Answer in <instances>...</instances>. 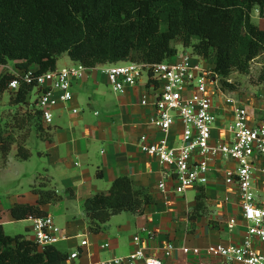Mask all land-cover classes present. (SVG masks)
<instances>
[{"label":"trees","instance_id":"trees-1","mask_svg":"<svg viewBox=\"0 0 264 264\" xmlns=\"http://www.w3.org/2000/svg\"><path fill=\"white\" fill-rule=\"evenodd\" d=\"M255 9L264 20V0H0V65L14 62L17 69L40 74L55 70L64 54L87 68L120 61L153 64L173 58L177 49L172 42L177 40L203 57L225 86L233 87L228 76L233 71L246 73L264 52V27L252 20ZM12 78V73L0 74V95ZM32 90L33 85H21L11 91V104L32 107L14 115L12 125L28 127L49 140L40 110L29 102ZM30 132L14 141L0 129L4 162L15 142L18 159L31 157ZM46 181L33 185L34 203L15 202L9 208L11 220L48 215L44 207L59 196ZM206 189L198 188L195 217L205 210ZM153 199L151 193L136 190L131 178L120 176L106 192L88 197L83 211L92 231L100 233L113 215H143ZM67 257L55 245L40 248L24 235H8L0 224V264H64Z\"/></svg>","mask_w":264,"mask_h":264},{"label":"built area","instance_id":"built-area-1","mask_svg":"<svg viewBox=\"0 0 264 264\" xmlns=\"http://www.w3.org/2000/svg\"><path fill=\"white\" fill-rule=\"evenodd\" d=\"M88 71L104 75L111 90L119 95L136 85L144 86L139 103L152 110L149 126L154 133L140 135L137 146L161 166L157 190L164 202L190 188L221 180L234 195L235 214L227 225L230 231L239 227L238 241H219L204 248L177 247L169 242L163 256L181 252L207 255L216 264H264V108L255 110L230 97L223 78L191 49L153 64L120 61L87 68L72 62L40 74L34 69H14L8 90L33 85L42 122L51 125L58 109L79 113L78 107H70L74 99L72 83L84 79ZM226 81L230 83L228 78ZM224 200L227 204L228 197ZM28 220L32 239L40 248L70 238L49 214L30 216ZM78 237L82 238L80 248L66 259L73 264H165L143 246L156 240L155 231L148 227L133 236L137 245L134 251L97 260L89 257L83 261L89 256L86 247L90 243L86 235ZM100 248L106 250L110 243L103 242Z\"/></svg>","mask_w":264,"mask_h":264},{"label":"rangeland","instance_id":"rangeland-1","mask_svg":"<svg viewBox=\"0 0 264 264\" xmlns=\"http://www.w3.org/2000/svg\"><path fill=\"white\" fill-rule=\"evenodd\" d=\"M252 20L259 27H264V20L259 16L256 9L252 11ZM172 44L179 53L184 50H190L182 46L177 40L173 41ZM59 61L60 66H62L69 64L71 59L64 54L59 58ZM14 69H16L14 62L0 65V74L12 73ZM228 80L233 85V87H228L229 91L226 92L230 97L242 101L252 109L254 107L255 110H257V108H264V52H261L258 57L251 61L249 70L246 73L233 71L228 76ZM78 93V102L82 109L84 108L86 111L89 110L87 103H90V122L97 121L104 113H107L106 111L108 108L102 106V97H107L109 101L118 96L111 90L110 85L104 83V81L100 82L97 89L91 85H85V88L80 86ZM13 94V92L7 89L0 95V129L6 135H10L14 141H17L30 131L28 127L22 129L14 127L12 125L14 120L13 116L16 114H24L27 110H31L32 107L27 104H11L10 96ZM36 100L37 94L35 91H32L29 97L30 104L33 105ZM114 102L116 103L115 100ZM94 109H99L102 113L101 117H93L92 113ZM66 114L67 112H64V115ZM58 115L59 111H54V120H57ZM27 147L31 152V157L28 160H20L16 157V142L13 144L6 162H4V159L0 155V204L3 207H8L9 203L15 200L30 198L36 200V196L32 192L33 185L36 187L39 186L46 181V173H52L51 175L56 177L55 181H51V183H49L50 181L46 182L49 188L55 189L56 192L58 191V200L48 207L49 213L53 216L55 223L67 233H70V224L74 223L76 224L75 226H78L79 233H86L88 239H93L95 233L90 227L79 199L75 196L73 197L74 194H71L68 189L66 190L67 194L63 192L66 189V179L79 175L76 173H79L81 169L88 168L92 170L94 174L96 173L94 164L96 158H100L101 156L99 153L100 148L96 147L94 144L87 155L80 154L79 158H76L79 164L78 166H73L71 163L67 164L69 167H66L68 170L65 169L66 172L72 171L74 174H60L64 165H53L50 163V157L44 152L46 145L38 138L35 131L30 132ZM41 152L45 154L40 156ZM206 188V198L204 199L206 207L200 215L195 217L193 213L194 202L198 194V188L193 187L182 195L170 198L167 202H164L160 208H154L152 205H149V214L147 212L145 216L133 214L129 211H123L113 215L110 220L102 226L100 239L103 238V234H105V237L99 242L103 243L107 241L111 246L112 244L118 246L116 252L117 256L126 255L129 253L130 240L134 235L140 234L137 229L139 225H150L158 234H163L166 230L172 232L175 229L176 233H173V237H171V233H169L164 243L155 244V241L148 243L149 254L156 257H161L163 255V248L169 242L174 243L177 247L189 246L204 248L211 243L219 241H238L241 235L239 227L230 231L227 225L228 219L231 215L235 214L233 210V205L235 204L234 195L230 194L227 189L225 190L222 180L212 183L206 186ZM108 189L109 188H105V190L101 191H107ZM225 197H228L227 204L224 200ZM157 202L159 203V201ZM153 203H155L154 199ZM30 226L31 222L29 220H18L5 225V232L11 236L21 234L28 239H32L33 233L30 230ZM83 228H85L86 231H83ZM156 232L157 239L158 236ZM81 239L82 238H78V240ZM73 240L74 239L71 241ZM71 241H60L56 244V247L62 252H69ZM181 255H183V257ZM101 256L100 258H107L110 255ZM177 256L182 257L179 264H216V262L207 255L192 256L177 252L166 258H174Z\"/></svg>","mask_w":264,"mask_h":264},{"label":"crops","instance_id":"crops-1","mask_svg":"<svg viewBox=\"0 0 264 264\" xmlns=\"http://www.w3.org/2000/svg\"><path fill=\"white\" fill-rule=\"evenodd\" d=\"M71 62L69 64H71ZM59 63L60 61L58 60L57 68L68 65L65 64L60 66ZM102 81L108 84L107 78L104 75L97 71H88L84 79L74 81L72 83L74 99L71 102L70 107H78L79 113L73 114L71 110L63 108L57 110L59 111V115L57 120H54L55 123L53 122L51 125L46 126L50 134V139L47 140L38 137L46 145L44 152L50 157L51 164L64 165L60 174H74L72 171L68 173L66 172V167H69L67 164L71 163L73 166H78L79 164L77 163L76 158L78 159L80 154L87 155L94 144L96 147L100 148L99 153L101 156L100 158H96V162L94 164L96 168L95 174L92 170L83 168L79 173H76L79 175L72 178L68 177V179H66V189L63 193L67 194L66 190L69 188L72 189L74 194L73 197L75 196L79 199L82 210L83 204L88 197L92 196L96 192L105 190V188H110L112 181L120 176H127L131 178L133 180V186L136 190L142 189L151 193L155 202L151 205L154 208H160L162 204H164V199L157 190V182L160 178L161 166L155 158L142 153L137 146L140 135L145 133H154V130L149 126V119L153 112L149 107H143L139 103L145 88L143 85H136L133 88H130L125 94H117L118 96H116L115 99H111L109 101L107 97H102V106L108 108L106 111L107 113H104L101 117L102 113L99 109H94L92 113L93 117L101 118L97 121L90 122V103H87L89 106V110L87 111L80 107L78 102V89L80 86L85 88V85H91L97 89ZM64 112H67V114L64 115ZM95 112H98V114L96 115ZM44 152H41L40 156L45 154ZM98 172H100V176L97 175ZM51 174L52 173H46L45 175L48 181H50L49 183H51V181H55L56 179V177ZM157 201H159V203ZM15 202L34 203L35 199L30 198L15 200L9 203L8 207H3L0 204V224L3 226L4 230L5 225L14 222L10 218L9 208ZM49 205H46L44 209L49 215H51L48 209ZM147 212L148 208L146 212L140 216H145ZM70 225V233H67L62 229L63 234L70 237L68 240L62 241L70 242L74 239L69 245L71 246L70 251L64 252L67 255L73 250L80 248V240H78L80 237H78V235H86V233H79L78 226H75L76 224L71 223ZM142 227H148L154 230V228L150 225H139L137 227L139 232ZM84 229L85 228L82 230L86 231V229ZM169 233H171L170 235L173 237V233H176L175 229L172 232L166 230L163 234L157 233L158 237L154 243H164ZM101 234L102 232L95 233L93 239L87 238L90 243V245L86 247L89 256H84L83 261H87L89 257L93 260H97L102 259L100 258L102 257L101 255H116L118 246H114L112 244V246L110 245V248L106 250H102L100 248V244L102 242L99 241L103 240L105 237V234H103V238L100 239ZM143 246L146 247L148 252V243L144 242ZM136 248L137 245L133 242L132 238L129 242V253L134 251ZM181 256L183 257V255ZM182 257L177 256L174 258H165L163 255L161 256L165 264H179ZM64 264H73V262L65 261Z\"/></svg>","mask_w":264,"mask_h":264}]
</instances>
